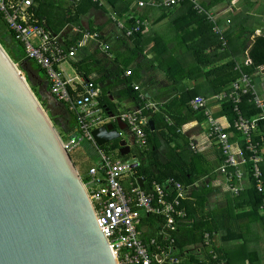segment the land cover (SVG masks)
Returning <instances> with one entry per match:
<instances>
[{
  "label": "crops",
  "instance_id": "crops-1",
  "mask_svg": "<svg viewBox=\"0 0 264 264\" xmlns=\"http://www.w3.org/2000/svg\"><path fill=\"white\" fill-rule=\"evenodd\" d=\"M81 1L41 0L37 4L39 9L42 5L46 6V15L41 12L42 20L46 22L47 29L56 34L59 41L67 47L83 39L85 31L97 35V39H85L84 44L75 50L74 56L62 61L58 68L70 83L76 85L85 80L83 74L86 73L87 79H92L98 86L100 94L97 100L109 118L117 116L120 111L135 109L139 105L136 93L129 92L127 86L131 88L138 85L147 94L148 101L156 106L149 112L151 122V116L155 113L159 112L162 117V124L159 122L156 129L152 122L151 130H154L159 143L155 154L147 157L143 149L134 147L136 145L132 144L125 124L115 119H110V122L120 136L107 142V146L104 147H109L113 143L120 146L119 142L123 140L130 146V151L123 155L119 152V147L110 149L116 157L118 153L124 158L134 157L140 165H147L153 161L159 164L176 163L180 167L191 165V177L194 181L192 184L184 185L187 198L182 201L186 215L179 221L174 233V252L179 256L181 264H264V219L258 210L251 212L252 207L245 205V196L238 197L248 188L241 190L238 195H231L225 189V185L223 186L222 176L217 172L222 152L214 138L209 136V124L202 110H195L189 104L195 95H200L206 99L213 116L220 124L225 125L229 121L216 105L218 100L215 96L223 93L230 85L229 83L224 86L220 66L232 60L233 70L238 72L237 66L242 70V66L251 65H244V60L248 57L247 49L242 51L238 45H228L224 32L229 33L232 29L240 27L239 15L246 17L248 23L252 22L253 34L249 38L264 32V10L261 11L264 0L221 1L210 7L207 13L213 15L215 19L214 21L208 17L207 19L213 23L212 31L220 41V45L215 49L209 42L208 34L192 30L197 27L194 23L186 31L174 30L173 21L176 15L170 13L177 14L179 5L146 7L141 17L144 22L142 43L139 46L142 52L136 57L130 51L132 42L110 18L111 11L118 18L124 17H120L107 0H102V4H98L99 8H90L79 14L75 20ZM59 2L62 4L57 5ZM199 2L208 4L209 0H198ZM162 7H171L168 14L164 13L167 11ZM57 16L64 22L63 25L54 24ZM169 21L172 28L166 26ZM182 23H186L184 19ZM215 25L220 32L213 30ZM179 27L180 25H177L178 29ZM243 35L248 36L247 33ZM222 39L225 40L224 45ZM98 40L110 45L111 57L100 50ZM196 50L206 55L214 53L211 62L207 65H198L193 57ZM227 51L229 55H225ZM215 54L218 56L224 54L225 57L216 58ZM73 63H78L79 70H76ZM168 64L173 72L171 77L167 73ZM135 68L137 70L129 80L125 72ZM210 69L216 70L217 78L205 73ZM198 70L203 73L196 74ZM254 72L256 70L252 73ZM31 75L39 95L51 105L59 104L60 101L52 103L47 96L45 88L49 90V83L45 73L38 68L31 72ZM185 101L186 105L180 109L176 108L178 103ZM191 111L194 113H189ZM180 115H183L182 118H188L176 127L175 119L181 118ZM66 121L68 123L64 127L74 122L71 118ZM164 124H167L168 128L164 127ZM82 144L95 150V163L89 166L96 164L99 160L96 144L91 141H84ZM131 148H135V152H132ZM83 161L80 154L73 160L78 172L81 167L85 176L88 168L85 169ZM151 168L153 172L156 171L154 164ZM227 196L229 198H226ZM157 227L156 217L143 216L140 229L144 238L153 236ZM205 234L210 237L208 242L204 238Z\"/></svg>",
  "mask_w": 264,
  "mask_h": 264
},
{
  "label": "built area",
  "instance_id": "built-area-1",
  "mask_svg": "<svg viewBox=\"0 0 264 264\" xmlns=\"http://www.w3.org/2000/svg\"><path fill=\"white\" fill-rule=\"evenodd\" d=\"M39 1L0 0V11L15 38L22 43L25 56L44 71L51 94L75 116L74 130L64 136L59 134L64 149L70 154L85 140L95 143L91 131L109 123L110 119L125 124L132 144L136 145L134 147L146 148L149 112L156 106L148 101L147 94L138 85H133L139 105L109 118L97 100L100 90L92 79H85L78 85L72 84L58 68L62 61L74 56L75 50L84 44L85 39H97L96 33L85 31L83 39L67 47L59 41L56 34L47 29L44 20L34 16L31 8ZM91 1L102 4V0ZM123 1H130V8H142L145 5L173 6L184 0ZM189 1L193 2L197 10H202L196 0ZM125 16L124 19L118 18L111 11L110 18L124 36L130 37L139 31L144 22L136 17L133 27L127 28L124 21L132 15ZM207 16L214 21L213 15L207 13ZM213 30L220 32L216 25ZM222 44H225L224 39ZM98 45L108 57L112 56L107 42L98 40ZM244 65H252L249 57L245 58ZM236 68L238 76L228 89L215 96L220 110L224 104L230 105L233 115L231 121L228 119L225 125L220 124L213 116L206 99L200 95H195L189 104L195 110H202L209 124V136L214 138L222 152L217 172L222 176L223 186L231 195H238L249 186L254 187L262 194L258 212L264 219V182L261 169L264 162V90L254 82L255 77L264 81V67H257L254 73L245 72L239 66ZM246 110L251 113L246 115ZM223 114L228 118L227 114ZM95 147L99 160L88 167L81 180L93 206L96 221L117 263L181 264L179 256L174 252V233L179 221L186 215L182 205V201L187 198L186 187L170 177L162 182L152 180L146 187L143 180L141 186L140 176L135 170L138 165L136 158L131 161L132 158L116 157L109 147ZM143 216L158 219L156 233L148 238L143 237L140 229ZM204 238L207 242L210 239L208 234Z\"/></svg>",
  "mask_w": 264,
  "mask_h": 264
},
{
  "label": "water",
  "instance_id": "water-1",
  "mask_svg": "<svg viewBox=\"0 0 264 264\" xmlns=\"http://www.w3.org/2000/svg\"><path fill=\"white\" fill-rule=\"evenodd\" d=\"M91 135L97 146L120 136L111 122ZM0 264H118L59 133L1 43Z\"/></svg>",
  "mask_w": 264,
  "mask_h": 264
},
{
  "label": "trees",
  "instance_id": "trees-1",
  "mask_svg": "<svg viewBox=\"0 0 264 264\" xmlns=\"http://www.w3.org/2000/svg\"><path fill=\"white\" fill-rule=\"evenodd\" d=\"M41 1V0H40ZM39 1V2H40ZM198 2V0H196ZM221 1H225V2H231L233 0H209L208 4L205 3H198L199 6L202 8L201 11L197 10L194 7L193 2L189 1V0H184L183 2L179 3L178 5V10H177V14L175 13H170V15H176L174 16V28L177 31H186V29L192 24L194 23V25H196L197 27L192 29L194 31H199L200 33H206L208 34V38H209V42H211V45L214 47L219 46L220 41L217 39V35L212 31V27H213V23L211 21H209L207 19V10L212 7L213 5H216L217 3L221 2ZM82 4H80L79 8L77 9L76 12V19H78V15L85 13L87 10H89L90 8H99L100 6L98 5V3L96 2H92L91 0H82L81 1ZM107 2L113 7V9L118 13V15L120 17H126L125 15L127 14H131V18L128 19L126 18L124 21V25L127 28H131L134 25L135 19L136 17H138V19H141L144 9L146 7H152V5H145L142 8L139 7H131L130 8V1H123V0H107ZM37 6V5H36ZM33 6L31 8V11L34 13V16L39 19L42 20V13L40 11V9L38 8V6ZM175 6V5H174ZM164 8L167 13L170 11L171 7H162ZM164 13H162V15H165ZM179 16V17H177ZM240 17V27H238V29L236 28V30H231L230 32L232 33H228L227 31L224 32L225 34V38L227 40V44L232 45V46H239V48L244 51L247 49V53H248V57L251 59L252 65L250 67H243L242 66V70L245 72H249L252 73L254 70H257L259 66H264V32H262L260 35H255L253 38H249L252 34H253V30L251 29V25L252 22L248 23V19H246V17H242V15H239ZM242 18V20H241ZM2 19V15L0 13V20ZM185 20L186 23H182V20ZM181 20V21H180ZM247 20V24H245ZM46 23V22H45ZM2 24L4 25V32H3V36L8 37L9 43H10V51L12 54V57L15 60H21V61H25L26 59H29L25 56L24 54V49H23V45L22 43L17 40L14 36V33L9 29V27L7 25H5L3 22ZM143 24H141L139 31L134 32L130 37H126L128 39H130V41L132 42V46L130 48V51L132 52L133 56L136 57L137 55L141 54V47H139L142 43V33H143ZM177 25H180L179 29L177 28ZM195 27V26H194ZM248 34V36H244L243 34ZM1 43V41H0ZM196 45V44H195ZM198 49V48H197ZM227 50V48H226ZM225 50V51H226ZM213 52H215V50H213ZM214 54V53H213ZM213 54H203L202 51L199 52V50H196V52L194 53V59L196 61V63L198 65H207L211 62L212 60V55ZM225 55H229L228 51L227 53L225 52ZM216 58H220V57H225L224 54L221 55H217L215 54ZM11 57V58H12ZM139 59V58H138ZM138 59L136 61V63L138 62ZM234 62L232 60L227 61L224 65L220 66L221 68V77L224 78V86H227L229 83H231L237 76H238V72L236 70H233L234 68ZM140 62L138 63V67H139ZM74 67L76 68V70L78 69V63H73ZM167 73L169 74V76L171 77L173 75V72L171 70V66L168 64L167 65ZM137 67V68H138ZM40 70L44 73V71L40 68ZM137 69L135 68L134 70H130L128 77L129 80L132 79V77L134 76V72ZM176 73V72H174ZM195 72H193L194 74ZM203 72L201 70H198L196 72V74L200 75ZM206 74H211L214 77H218V75L216 74V70L214 69H210L207 72H205ZM176 75V74H175ZM84 78L87 79V74L84 73L83 74ZM127 89L129 92L132 93H136V91H134L131 88H129V86H127ZM137 96V95H136ZM138 100V99H137ZM187 101L182 102V103H178L176 105V108L182 107L183 105H186ZM169 110V108H168ZM247 112L245 113L246 115H249L251 112L246 110ZM193 111L189 112L192 113ZM222 112H224L225 114H227L228 119L231 121L233 118V115L231 113L230 110V105L229 104H224L223 105V109ZM194 113V112H193ZM70 114V113H69ZM178 114L179 110H178ZM71 115V114H70ZM181 118L183 117V115H180ZM185 117V116H184ZM177 118L175 119L176 121V127L180 126L181 123L183 121H186V119L188 118ZM71 119L74 120V122H70V124L67 127H63V134L67 135L69 133H71L74 128H75V116L71 115ZM150 120V118H149ZM151 120L154 124V129H156L159 126V122L162 124V117L161 115L157 113H155L154 115L151 116ZM158 123V124H157ZM164 127L168 128L167 124L163 125ZM146 134H147V144H146V148L143 149V153L145 155H153L156 153V150L158 148V140L156 139V136L154 134V130H151L150 125L146 128ZM61 135V134H60ZM64 136V135H63ZM101 146H107L106 144H103ZM119 146L117 145V143H113L112 145L109 146L110 149H115L118 148ZM145 150V151H144ZM118 156L121 158H124L123 156H121L118 153ZM191 158H193L191 156ZM222 158V157H221ZM154 164L155 167V172H153L152 170V166ZM261 169H262V173H263V182H264V163L261 164ZM135 170H136V174L140 177H142L144 179V186L146 187L150 181L152 180H156L159 182H162L163 180H165L166 178H173L175 180L180 181L183 185H188V184H192L194 181V178L191 177V165L188 164L187 167L184 166H177L176 163H171V162H167L166 164H159L155 161L148 163L147 165H140L138 164L137 166H135ZM189 173V176H188ZM250 179L252 180V178L250 177ZM243 197L245 196V205H249L252 207L251 212H254L258 210L259 204H260V200H261V196L262 194H260L256 189H254V187L249 186L248 189L246 190V192L242 193L240 196L238 197ZM183 204V203H182ZM255 209V210H254Z\"/></svg>",
  "mask_w": 264,
  "mask_h": 264
},
{
  "label": "rangeland",
  "instance_id": "rangeland-1",
  "mask_svg": "<svg viewBox=\"0 0 264 264\" xmlns=\"http://www.w3.org/2000/svg\"><path fill=\"white\" fill-rule=\"evenodd\" d=\"M61 4H62V2H59L57 5H61ZM45 10H46V6L42 5V7L40 8V11L44 15H46ZM263 10H264V7H262L261 11H263ZM0 13L2 15V19L0 20V41H1V45L3 46V48L5 49V51L7 52V54L11 58L12 54L10 51V43H9L8 37L3 36V32H4L5 27L2 24V22L7 26H8V24H7V21L5 19L4 14L1 11H0ZM55 20L56 21L54 24L56 26L64 24V22H62L60 17H58V16H57V18H55ZM169 23H166V26H170V28H172L171 21H169ZM173 28H174V25H173ZM174 30H176V29H174ZM11 59L16 64L17 68L19 69L21 74L24 76L26 82L28 83L29 87L33 91L34 95L37 97L40 104L42 105V107L44 108V110L46 111L48 116L50 117V120L52 121L57 132L59 134H61V136L65 135L62 133L63 132L62 128L66 125V123H68L66 120L68 118H71L70 114L72 115V112L68 109V107L64 103L59 102V104H57V105H54V104L51 105L46 99L42 98L39 95L38 89H36V86L33 82L34 80L32 79L31 72H33V71L35 72L38 68H40V66L37 65L31 59H26L25 61L15 60L13 57ZM85 141H89V140H85ZM85 145L86 144H82L81 146L77 147L75 150H73L70 153V156L72 157L73 160L74 159L76 160L77 155L80 154L84 160L83 166L85 167V169H87L91 163H95L96 157L94 156L95 150H93V148L91 149L89 146H85ZM131 151L135 152V148H131ZM79 171H80L79 173H80L81 177H84V170L80 167ZM226 198H229V196H227Z\"/></svg>",
  "mask_w": 264,
  "mask_h": 264
}]
</instances>
